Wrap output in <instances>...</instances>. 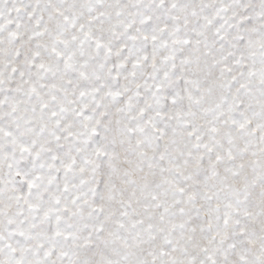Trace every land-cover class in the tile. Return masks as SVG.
Wrapping results in <instances>:
<instances>
[{
	"label": "clouds",
	"instance_id": "obj_1",
	"mask_svg": "<svg viewBox=\"0 0 264 264\" xmlns=\"http://www.w3.org/2000/svg\"><path fill=\"white\" fill-rule=\"evenodd\" d=\"M0 264H264V0H0Z\"/></svg>",
	"mask_w": 264,
	"mask_h": 264
}]
</instances>
